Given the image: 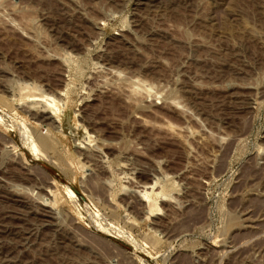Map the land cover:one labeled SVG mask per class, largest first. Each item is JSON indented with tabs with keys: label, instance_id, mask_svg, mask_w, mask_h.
I'll return each mask as SVG.
<instances>
[{
	"label": "rangeland",
	"instance_id": "rangeland-1",
	"mask_svg": "<svg viewBox=\"0 0 264 264\" xmlns=\"http://www.w3.org/2000/svg\"><path fill=\"white\" fill-rule=\"evenodd\" d=\"M0 225V264H264V0H0Z\"/></svg>",
	"mask_w": 264,
	"mask_h": 264
},
{
	"label": "bare ground",
	"instance_id": "bare-ground-1",
	"mask_svg": "<svg viewBox=\"0 0 264 264\" xmlns=\"http://www.w3.org/2000/svg\"><path fill=\"white\" fill-rule=\"evenodd\" d=\"M29 87V86H28ZM30 88V87H29ZM28 88V89H29ZM33 88V87H32ZM31 89V88H30ZM33 89H31V91H32ZM36 90V89H35ZM35 90H33L34 92H36ZM35 93H33L32 94V92H31V94H29V95H25L24 97L25 98H27V99H33V98H35V96L36 95H34ZM59 94V93H58ZM60 95V94H59ZM40 96V95H39ZM37 98V99H36ZM35 98V100H37V104L36 103H34L35 105H38L39 103H38V98H41V96L40 97H36ZM43 100H44V98H42ZM34 100V99H33ZM33 100H31L32 101V104H33ZM30 101V100H29ZM46 101V100H45ZM50 101V100H49ZM40 102V101H39ZM51 102V101H50ZM50 102L48 103L49 105H50ZM44 103V102H43ZM28 104V103H27ZM48 104H45L44 106H46V107H48L49 105ZM53 104V102L51 103V105ZM51 105L48 107L49 108V110H48V108H41L40 106H38L39 108H41L42 110H39V111H35V113L33 114L35 117H36V119H37V121H39L40 123H44L45 125L44 126H46V125H50L51 127L52 126H54V125H56V123H59L60 121H59V119H60V115H56L57 113H52L51 112V110H53V106L51 107ZM29 106V105H28ZM33 106V105H32ZM54 106H55V103H54ZM31 106H29V109H31L30 108ZM34 107V106H33ZM32 107V108H33ZM37 107V106H36ZM51 107V108H50ZM56 108V107H55ZM38 109V108H37ZM23 110V109H22ZM21 111V110H20ZM30 111V110H29ZM56 111H57V108H56ZM27 113H29L28 111H26ZM32 112H34V111H32ZM54 112V111H53ZM58 112V111H57ZM30 114V113H29ZM29 114H27V115H29ZM59 114H60V112H59ZM32 115V116H33ZM31 116V115H30ZM33 119H34V117H33ZM35 120V119H34ZM41 126V125H40ZM43 126V125H42ZM42 126H41V128H42ZM49 127V126H48ZM54 127H56V126H54ZM24 129V128H23ZM22 130V129H21ZM23 131V130H22ZM23 132H25V131H23ZM29 134V133H28ZM32 134V133H31ZM37 134V133H36ZM26 135H27V133H26ZM30 136V135H29ZM36 136V135H35ZM40 137V136H39ZM48 137V136H47ZM42 138H43V136H42ZM41 138V139H42ZM27 139V138H26ZM34 139V138H33ZM32 139V140H33ZM40 140V139H39ZM38 140V141H39ZM43 140V139H42ZM42 140H41V142H42ZM44 140H46V139H44ZM29 141V140H28ZM34 141H37L36 139L34 140ZM40 142V141H39ZM39 142H38V145H39ZM44 142V141H43ZM50 143V142H49ZM52 143V142H51ZM28 144V143H27ZM34 144V143H33ZM46 144V143H45ZM53 144V143H52ZM37 145V146H38ZM47 145V144H46ZM36 146V147H37ZM41 146V145H40ZM52 146H54V145H52ZM35 146H34V148H36ZM44 147V146H43ZM82 148V147H81ZM83 148H84V146H83ZM82 148V149H83ZM38 149V148H37ZM100 149V148H99ZM40 150H43L42 148H40ZM78 151V150H77ZM79 152V151H78ZM95 152H97V151H95ZM94 152V150L92 151V150H90V148L89 147H85L82 151H80L79 152V155L82 157V159L83 160H87L86 161V163L87 162H91V161H95L97 158H99V154H97V153H95ZM103 155V154H102ZM36 158V157H35ZM37 158H38V156H37ZM79 159V158H78ZM100 160H101V158H100ZM98 161V160H97ZM96 161V162H97ZM92 166V165H91ZM102 166H104V165H102ZM122 168V169H121ZM120 169H121V172L123 171V170H125L126 169V166L125 165H121L120 166ZM99 170V169H98ZM95 171V170H94ZM99 173V172H98ZM100 173H101V171H100ZM97 177V176H96ZM31 179V178H30ZM102 181V180H101ZM92 183V182H91ZM94 183H95V181H94ZM42 185V184H41ZM53 185V184H52ZM93 186V185H92ZM154 186H155V183H153V184H151V186L150 187H147V188H145V189H149V191H151V192H149V191H147V192H142V190H141V196H140V194L138 195V196H135L136 198H137V200L136 201H138L139 203H141V204H143L144 205V202L146 201V200H152V199H154L155 197H159V191H157V193L156 194H153V190H155L154 189ZM41 187V186H40ZM44 187V186H43ZM43 187H41V188H43ZM94 187H95V185H94ZM141 187V186H140ZM146 187V186H145ZM45 188V187H44ZM96 188V187H95ZM142 189L144 188V186L143 187H141ZM48 189V188H47ZM41 190V189H40ZM39 190V191H40ZM44 190V189H43ZM99 190V189H98ZM135 190V189H134ZM69 191V190H68ZM45 192H47V193H49L48 191H45ZM136 192V191H135ZM138 192V191H137ZM163 192V191H162ZM51 193V192H50ZM161 193V192H160ZM69 194H70V192H69ZM71 196H72V194H70ZM107 195V194H106ZM160 195H162L163 197L164 196H166V195H163V194H160ZM103 196V195H102ZM153 196H155V197H153ZM162 196H160V197H162ZM170 197V196H169ZM156 199V198H155ZM161 199V198H160ZM162 200V199H161ZM164 200V199H163ZM166 200V199H165ZM133 202V201H132ZM141 204H138V205H141ZM137 205V204H136ZM136 205H132V206H136ZM136 208V207H135ZM140 208V207H139ZM139 208H137V212H138V209ZM132 209V208H131ZM142 209V208H141ZM140 209V210H141ZM132 210H134V208L132 209ZM136 210V209H135ZM134 210V211H135ZM139 210V211H140ZM140 213V212H139ZM47 215V214H46ZM45 216V215H44ZM48 216H50V215H48ZM50 223V222H49ZM1 226V225H0ZM1 230V229H0ZM4 232V231H3ZM15 235V234H14ZM16 236V235H15ZM23 240V239H22ZM23 244V243H22ZM21 246V245H20ZM1 248V247H0ZM1 256V255H0ZM2 258V257H1ZM4 258V257H3Z\"/></svg>",
	"mask_w": 264,
	"mask_h": 264
}]
</instances>
